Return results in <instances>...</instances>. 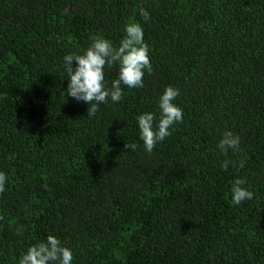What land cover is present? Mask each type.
I'll list each match as a JSON object with an SVG mask.
<instances>
[{"label": "trees", "instance_id": "16d2710c", "mask_svg": "<svg viewBox=\"0 0 264 264\" xmlns=\"http://www.w3.org/2000/svg\"><path fill=\"white\" fill-rule=\"evenodd\" d=\"M134 21L144 87L87 117L63 57L94 35L118 46ZM169 85L183 122L148 153L136 117L158 119ZM225 131L240 137L227 155ZM0 171V264L48 235L72 264H264V0H0ZM237 178L254 193L239 205Z\"/></svg>", "mask_w": 264, "mask_h": 264}, {"label": "clouds", "instance_id": "9594fccd", "mask_svg": "<svg viewBox=\"0 0 264 264\" xmlns=\"http://www.w3.org/2000/svg\"><path fill=\"white\" fill-rule=\"evenodd\" d=\"M139 15L145 22L150 20V13L143 7L139 8ZM125 35L116 46L109 39L101 35H94L91 44L82 54H68L63 57L64 71L69 78L66 95L88 105L87 117H94L100 110L101 104L121 101L124 92L122 85L128 88H143L145 70L151 71L149 45L144 40V29L139 22H129L124 27ZM75 61V66L73 62ZM117 67V78L110 86L105 84V67ZM179 89L169 85L159 97V117L151 112L141 113L136 117L139 139L143 141L144 149L151 153L159 142L171 135L170 129L177 123L183 122V111L173 101L179 96ZM154 122L156 124L154 128ZM240 137L232 131H225L218 141L217 147L227 155L231 149H239ZM125 148L135 150V143H125ZM237 165L225 160L221 167L226 171L229 164ZM245 161L239 162L243 168ZM7 177L0 171V194L5 191ZM246 180L237 178L231 186L232 203L239 205L252 200L254 193L244 187ZM2 219V217H0ZM21 234L22 228H17ZM72 250L65 246L54 235H48L45 241L33 244L19 259V264H72Z\"/></svg>", "mask_w": 264, "mask_h": 264}]
</instances>
